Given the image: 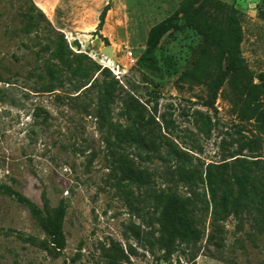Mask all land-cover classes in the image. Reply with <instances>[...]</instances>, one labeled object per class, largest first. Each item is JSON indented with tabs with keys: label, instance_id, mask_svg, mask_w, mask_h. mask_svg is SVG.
<instances>
[{
	"label": "rangeland",
	"instance_id": "1",
	"mask_svg": "<svg viewBox=\"0 0 264 264\" xmlns=\"http://www.w3.org/2000/svg\"><path fill=\"white\" fill-rule=\"evenodd\" d=\"M222 1L240 11L250 68L264 70L262 0ZM154 2L0 0V185L17 192L0 188V264H264V206L214 222L205 180L224 165L220 193L234 198L250 169L264 193V98L254 109L228 81L213 93L183 78L202 36L182 16L145 54ZM135 116L192 157L196 194L173 160L142 146ZM171 191L194 206L198 241L163 232L157 195ZM59 208L63 245L41 223Z\"/></svg>",
	"mask_w": 264,
	"mask_h": 264
},
{
	"label": "trees",
	"instance_id": "2",
	"mask_svg": "<svg viewBox=\"0 0 264 264\" xmlns=\"http://www.w3.org/2000/svg\"><path fill=\"white\" fill-rule=\"evenodd\" d=\"M109 8V4L104 7L98 30L103 27ZM260 15L264 18V0L260 4ZM179 16H182L188 26L202 36L198 55L182 77L193 84H203L213 93H217L228 81L236 99H243L246 104L256 109L264 98V70L256 72L251 69L243 54L244 29L239 9L234 4L222 0H182L176 12L152 26L145 54L157 46L161 35L174 25L173 20ZM49 70L53 74V69L49 68ZM94 81L89 87L94 85ZM137 119L138 117L135 116L132 130L141 138L142 146L157 155L165 153L167 159L173 160L182 180L189 186V192L196 194L202 175L197 174L200 171L199 167L191 165L192 157L172 140L157 141L155 130L146 128L143 122L138 123ZM147 137H150L149 140L146 139ZM108 144L114 149L116 142L108 139ZM215 167L219 170L220 176L217 177L214 171L209 169L205 178L209 187L214 222L225 219L231 212L238 211L239 207L251 203L264 206V193L259 191L255 183L258 178L251 174L250 169L243 176L235 178L240 194L232 198L220 193L221 185L230 182V177L224 176L225 166ZM0 188L17 193L8 184H2ZM157 198L158 222L170 241L176 239L186 243L198 241L203 233L196 227L194 206L189 208L176 191L157 195ZM19 199L23 200L24 197L20 195ZM64 214V209L59 208L54 214H48L41 221L43 227L59 245H63L66 240L62 226Z\"/></svg>",
	"mask_w": 264,
	"mask_h": 264
},
{
	"label": "crops",
	"instance_id": "3",
	"mask_svg": "<svg viewBox=\"0 0 264 264\" xmlns=\"http://www.w3.org/2000/svg\"><path fill=\"white\" fill-rule=\"evenodd\" d=\"M179 3H180V0L179 1L178 0H155V2L153 3V6L151 8L152 12H153V10H155V12L152 14L158 15V16H160V18L158 20H156L152 25L163 20L164 18L169 16L171 13H173L175 11V8L179 5ZM113 11H114V9H113ZM150 27L146 31L145 37H147V32L149 31Z\"/></svg>",
	"mask_w": 264,
	"mask_h": 264
},
{
	"label": "built area",
	"instance_id": "4",
	"mask_svg": "<svg viewBox=\"0 0 264 264\" xmlns=\"http://www.w3.org/2000/svg\"><path fill=\"white\" fill-rule=\"evenodd\" d=\"M127 55L132 61L138 60V57L134 55V51L132 49L128 50Z\"/></svg>",
	"mask_w": 264,
	"mask_h": 264
},
{
	"label": "water",
	"instance_id": "5",
	"mask_svg": "<svg viewBox=\"0 0 264 264\" xmlns=\"http://www.w3.org/2000/svg\"><path fill=\"white\" fill-rule=\"evenodd\" d=\"M103 51L104 52H109L110 55L113 57V46H111V45L106 46L105 48H103Z\"/></svg>",
	"mask_w": 264,
	"mask_h": 264
}]
</instances>
